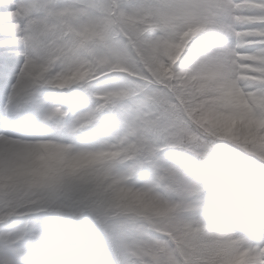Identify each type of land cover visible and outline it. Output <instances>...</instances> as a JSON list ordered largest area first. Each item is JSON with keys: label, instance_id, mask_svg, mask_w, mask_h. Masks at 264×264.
Returning a JSON list of instances; mask_svg holds the SVG:
<instances>
[{"label": "clouds", "instance_id": "obj_1", "mask_svg": "<svg viewBox=\"0 0 264 264\" xmlns=\"http://www.w3.org/2000/svg\"><path fill=\"white\" fill-rule=\"evenodd\" d=\"M0 101V264H264V0H0Z\"/></svg>", "mask_w": 264, "mask_h": 264}, {"label": "trees", "instance_id": "obj_2", "mask_svg": "<svg viewBox=\"0 0 264 264\" xmlns=\"http://www.w3.org/2000/svg\"><path fill=\"white\" fill-rule=\"evenodd\" d=\"M213 161V163L216 165V168H217V172H222L224 170H228V165H229V161L227 160H220L219 162H217L214 158L213 159H210ZM216 172V174L219 176V174ZM231 179V178H230ZM230 179H224L226 181H230Z\"/></svg>", "mask_w": 264, "mask_h": 264}, {"label": "rangeland", "instance_id": "obj_3", "mask_svg": "<svg viewBox=\"0 0 264 264\" xmlns=\"http://www.w3.org/2000/svg\"><path fill=\"white\" fill-rule=\"evenodd\" d=\"M2 101H0V103H1ZM0 124H1V122H0ZM211 169H212V167L211 166H209V168H208V173H207V178H208V180H209V177H210V171H211Z\"/></svg>", "mask_w": 264, "mask_h": 264}]
</instances>
